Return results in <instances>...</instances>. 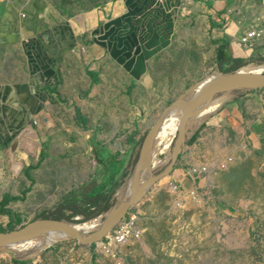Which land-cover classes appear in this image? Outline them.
Instances as JSON below:
<instances>
[{"label": "crops", "instance_id": "obj_1", "mask_svg": "<svg viewBox=\"0 0 264 264\" xmlns=\"http://www.w3.org/2000/svg\"><path fill=\"white\" fill-rule=\"evenodd\" d=\"M238 7L239 0H0V156L7 157L0 160V202L15 197L5 205L15 223L22 218L14 205L33 198L42 200L40 214L62 203L58 213H72L70 204L92 212L115 202L149 131L125 99L151 86L152 64L173 50L178 35H190L193 19L196 34L208 28L212 35L217 63L231 65L224 70L264 62V24L247 27ZM255 30L249 43L241 41ZM77 108L93 120L87 129L76 122ZM199 124L189 127L180 167L194 161L213 129L259 138L264 89L236 90ZM178 167L175 177L189 188Z\"/></svg>", "mask_w": 264, "mask_h": 264}, {"label": "rangeland", "instance_id": "obj_2", "mask_svg": "<svg viewBox=\"0 0 264 264\" xmlns=\"http://www.w3.org/2000/svg\"><path fill=\"white\" fill-rule=\"evenodd\" d=\"M238 9L241 21L247 27L263 26L264 0H239ZM190 25V35L181 34L183 38L178 35L173 50L152 64L151 86H142L136 98L125 99L126 104L139 108L137 123L142 127L145 125L148 130L166 107L190 87L212 76L216 70L228 72L224 69L231 67L228 63H217L208 28L203 29L204 33L196 34L194 19ZM180 46L183 47L181 52L176 50ZM256 64L264 65V62ZM234 93L219 97L228 95L231 98ZM83 118L85 125L78 122L77 116L76 122L82 129H87L93 120L84 115ZM67 120L71 124L75 121ZM100 121L95 126L97 129L101 128ZM199 127L197 123L191 128L196 131ZM198 133L196 138L202 140L203 130H198ZM209 133L202 140L193 162L180 167L183 151L176 165L186 170L183 172L190 178L189 188L179 183L175 171L156 182L129 210L137 217L140 237L119 247L114 255L108 254L103 245L107 244L106 238L89 246L81 245L78 239L73 238L31 256L18 254L17 249L11 246L0 247V264H264V127L257 139L252 135L239 138L228 128L213 129ZM176 139L169 155L173 153ZM35 142L38 146V141ZM189 142L187 135L185 147ZM33 151V146L26 151L30 158ZM160 157L164 159L165 155ZM6 158L0 156V160ZM169 163L167 161L155 172H163ZM38 174L42 176L43 173ZM32 179L31 185L35 187L37 180ZM1 194L0 186V197ZM40 202L42 200L33 198L14 205L13 210L22 218L15 228L42 217L36 213L41 210ZM58 210L54 209L57 213ZM58 214L64 217L61 219L71 222L90 220L84 215L81 219L78 215L72 217L68 211ZM8 222V216L0 213V232L11 230Z\"/></svg>", "mask_w": 264, "mask_h": 264}, {"label": "water", "instance_id": "obj_3", "mask_svg": "<svg viewBox=\"0 0 264 264\" xmlns=\"http://www.w3.org/2000/svg\"><path fill=\"white\" fill-rule=\"evenodd\" d=\"M244 67L246 66L228 72L216 70L215 72H219L220 74L218 76V80L213 85L205 89L199 96L194 99L189 98V95H191L196 87L199 86L203 81L198 83L193 88L187 90L168 107H166V109L157 118L145 136L134 168V172L130 178V181L133 183V191L131 196L121 204L118 201L115 202V204L105 213L97 216L101 218V222L93 236L89 237L84 235L80 230L75 228L69 221L65 219L40 217L28 222L27 224H24L19 228L0 232V247L6 246L10 242L19 239L29 230L41 225H52L67 230L74 238L78 239L81 245L89 246L103 241L109 232L112 231L118 225V223L127 216L130 208L138 204L156 182L175 171L176 165L180 160L187 142L188 130L190 125H192L191 117L193 115L203 112L215 98L223 94L235 92L236 90L244 88L264 89V71H250L245 70ZM176 111L181 113V117L179 122V132L174 145L173 157L169 160L170 163L163 172L156 173L154 167L152 166L156 138L167 116L171 112ZM146 167L149 169V176L144 178L143 172ZM127 183L128 182L124 183V185L118 190L117 195ZM114 219H116V224L109 228L110 222Z\"/></svg>", "mask_w": 264, "mask_h": 264}, {"label": "bare ground", "instance_id": "obj_4", "mask_svg": "<svg viewBox=\"0 0 264 264\" xmlns=\"http://www.w3.org/2000/svg\"><path fill=\"white\" fill-rule=\"evenodd\" d=\"M245 70L250 71H264V65H259L256 63H250L244 67ZM219 72H215L212 76L205 79L199 86L196 87L194 92L189 95L190 99H194L199 96L205 89L209 86L213 85L219 76ZM231 98L227 96H222L215 98L203 112H199L191 117V123L197 124L205 119H207L210 115L217 112L222 106H224L227 102H229ZM181 113L180 112H171L165 122L160 128L158 136L156 138L154 152H153V167L154 170L158 169L163 164H166L169 161L173 153L170 154L171 146L174 139L178 136L179 132V122H180ZM165 155V158L162 159L160 156ZM149 176V169H146L143 172V177L147 178ZM133 191V183L129 181L125 187H123L118 193V202L121 204L125 202L132 194ZM81 218V216H78ZM78 218V219H79ZM75 228L80 230L86 236H93L97 231L101 218L95 217L88 221L82 222H71L69 221ZM116 224V219L110 222L109 228ZM74 237L67 230L52 226V225H41L29 230L27 233L22 235L19 239L10 242L6 246H11L17 249L18 254H27L28 255H36L43 249L58 243L62 240L73 239ZM33 247V250L31 249ZM14 251L13 249H11ZM15 252V251H14ZM17 253V252H15Z\"/></svg>", "mask_w": 264, "mask_h": 264}, {"label": "built area", "instance_id": "obj_5", "mask_svg": "<svg viewBox=\"0 0 264 264\" xmlns=\"http://www.w3.org/2000/svg\"><path fill=\"white\" fill-rule=\"evenodd\" d=\"M258 32L251 31L245 34L242 37L244 42L249 43L250 40L257 36ZM141 235L139 228L137 226V217L133 214L128 212L127 216L123 218L118 225L109 232L106 236L107 244H103L107 250L109 251L108 254L114 255V252L117 251L119 247L126 245L131 239H137Z\"/></svg>", "mask_w": 264, "mask_h": 264}, {"label": "trees", "instance_id": "obj_6", "mask_svg": "<svg viewBox=\"0 0 264 264\" xmlns=\"http://www.w3.org/2000/svg\"><path fill=\"white\" fill-rule=\"evenodd\" d=\"M249 63H246V64H242V65H238L236 66V68H233V69H230V70H227V71H231V70H236V69H239L240 67L244 66V65H247ZM77 120L80 124L82 125H85V119L83 118V116L81 115L80 113V110L77 108ZM44 155L42 154V159H43ZM11 199H15V197H11V196H6L4 198V200L2 202H0V213L1 214H8L9 217H10V222L8 223V228L9 229H14L16 224V220H15V216L16 214L5 207V205L11 200ZM115 204V202L113 204H108L106 206H96L95 210L92 211V212H85V211H82L80 208L79 209H76L75 208V204H70V206H72V217L75 216V215H79V214H82L85 216V218L88 220V219H92V218H95L97 216H99L100 214H103L105 213L110 207H112L113 205ZM64 208V204H60L59 206V210L60 209H63ZM55 211L54 210H51L49 212H46L44 214H42L41 216L42 217H54V218H57V219H61V218H64V217H61L57 211L54 213ZM71 218V217H70ZM18 223L20 222V220L17 221Z\"/></svg>", "mask_w": 264, "mask_h": 264}]
</instances>
